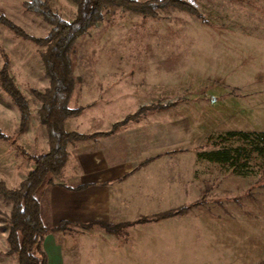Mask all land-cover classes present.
I'll list each match as a JSON object with an SVG mask.
<instances>
[{
    "label": "rangeland",
    "instance_id": "obj_1",
    "mask_svg": "<svg viewBox=\"0 0 264 264\" xmlns=\"http://www.w3.org/2000/svg\"><path fill=\"white\" fill-rule=\"evenodd\" d=\"M187 1L207 21L175 7L158 9L153 17L109 6L103 20L76 40L68 106L79 112L66 118L65 128L93 137L68 145L70 161L52 185L81 182L85 155L92 154L99 169L122 175L155 158L107 183L111 196L100 219L133 221L201 204L184 216L119 232L72 222L49 233L59 238L73 264H264L262 158L251 161L247 174H238L228 164L198 156L209 137L264 131V0ZM25 2L0 0V15L33 37L46 36L51 24L28 11ZM50 4L65 19L76 17L73 0ZM43 49L0 22V70L7 55L10 75L31 111L19 132L21 112L0 86V128L10 136L0 138V179L10 188L19 187L34 164L17 145L30 153L49 150L42 103L34 94L50 84ZM11 206L0 194V264H19L18 255L9 253L4 228ZM45 219L55 225L46 214Z\"/></svg>",
    "mask_w": 264,
    "mask_h": 264
},
{
    "label": "trees",
    "instance_id": "obj_2",
    "mask_svg": "<svg viewBox=\"0 0 264 264\" xmlns=\"http://www.w3.org/2000/svg\"><path fill=\"white\" fill-rule=\"evenodd\" d=\"M77 4L76 17L67 20L55 12L50 0H26L24 6L28 11L40 13L51 24V29L44 37H33L27 34L22 27L0 15V22L10 27L16 34L27 39L34 40L45 49L40 50L50 84L44 91L34 90L35 96L41 101L39 110L41 122L45 125L48 134L49 150L44 153H30L18 146L22 154L35 164L26 179L19 187L10 188L0 179V194L12 202L10 215L6 219L4 228L8 229L9 253L18 255L19 264H48V256L43 248L46 236L52 231L68 229L72 222L62 220L54 227H49L42 215L40 197L44 189L53 184V177L59 175L69 158L68 145L73 141L84 140L93 135H87L76 131H67L65 120L68 116L76 115L79 110L71 109L68 101L74 89V76L70 58L76 40L85 34L92 26L104 18V9L109 6H122L143 14L144 16H158V9L175 7L206 20L199 9L187 0H73ZM207 21V20H206ZM10 60L5 55V63L0 70V86L12 97L21 112L19 132L25 130L30 119L31 111L26 97L16 86L9 72ZM235 93V92H232ZM140 111L130 115L136 117ZM129 117V118H130ZM120 124H115L116 129ZM109 132H101L98 135H108ZM0 138L10 139L0 128ZM209 137L206 145L198 151L200 158L211 162L228 164L233 173L247 174L250 163L254 158H262L264 169V131H228L216 140ZM242 141L239 146H227L226 143ZM218 147V148H217ZM249 147V148H248ZM211 148V149H206ZM185 152V149L178 153ZM256 152V156L253 153ZM157 158V157H156ZM155 158H148L140 164V167L124 175L127 178L132 173L147 165ZM74 188L72 186H67ZM84 188L83 185L75 187ZM181 205L153 214H142L133 221L120 223H108L104 221H92L86 224L88 227L99 225L108 232H119L128 227L142 223L159 222L164 219L184 216L194 206Z\"/></svg>",
    "mask_w": 264,
    "mask_h": 264
},
{
    "label": "crops",
    "instance_id": "obj_3",
    "mask_svg": "<svg viewBox=\"0 0 264 264\" xmlns=\"http://www.w3.org/2000/svg\"><path fill=\"white\" fill-rule=\"evenodd\" d=\"M70 157L71 154H69V158L65 166H67V164L69 163ZM81 160V168H83L82 172L84 173L81 182L79 181L77 183H69L66 185L63 183L55 185L51 184L44 189L40 197L42 215L44 219L46 214L49 218H53L55 220V225L53 226H49V224L47 223L46 224L49 227H54L58 225L62 220H68L74 223H89L96 220L108 223L124 222H110L107 220H102L98 215L99 213H102L101 208L109 203V198L111 196L109 195L108 187L106 186L107 183L116 178L125 179L124 175L127 173L123 175L116 174L113 168L104 167L99 169V161L96 160V158L93 157L92 154L83 156ZM34 167L35 165L33 164V166L29 168L28 173ZM26 176L21 179V182L26 179ZM80 185H83L84 188H75ZM67 186H72L74 188H69ZM53 235H47L43 242V248L48 256V264H73V260H71L72 258L70 259L69 256L68 259L65 258V249L61 244L59 238Z\"/></svg>",
    "mask_w": 264,
    "mask_h": 264
}]
</instances>
